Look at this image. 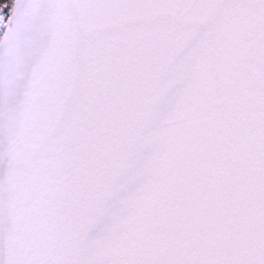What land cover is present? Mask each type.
Wrapping results in <instances>:
<instances>
[{
  "label": "snow or ice",
  "instance_id": "snow-or-ice-1",
  "mask_svg": "<svg viewBox=\"0 0 264 264\" xmlns=\"http://www.w3.org/2000/svg\"><path fill=\"white\" fill-rule=\"evenodd\" d=\"M0 264H264V0H0Z\"/></svg>",
  "mask_w": 264,
  "mask_h": 264
}]
</instances>
